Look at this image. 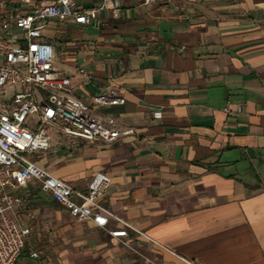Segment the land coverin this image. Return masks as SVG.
Here are the masks:
<instances>
[{
  "label": "crops",
  "instance_id": "1",
  "mask_svg": "<svg viewBox=\"0 0 264 264\" xmlns=\"http://www.w3.org/2000/svg\"><path fill=\"white\" fill-rule=\"evenodd\" d=\"M119 2L118 19L46 33L74 98L121 91L123 104L94 108L121 136L49 127L50 149L31 158L82 193L108 174V224L77 221L29 181L10 214L30 230L17 264H264V0ZM120 229L129 235H109Z\"/></svg>",
  "mask_w": 264,
  "mask_h": 264
},
{
  "label": "built area",
  "instance_id": "2",
  "mask_svg": "<svg viewBox=\"0 0 264 264\" xmlns=\"http://www.w3.org/2000/svg\"><path fill=\"white\" fill-rule=\"evenodd\" d=\"M105 11L120 18L119 0H102L99 7L89 8L81 0H0V264H17L30 235V230L10 215L22 203L17 191L29 181H38L41 190L77 221H91L101 228L108 224L110 213L103 205L112 184L108 174L96 173L88 192L82 193L31 159L50 149L49 127L91 143L110 144L121 136L114 118L98 117L94 112V108L123 104L121 91L109 85L93 97L92 106L74 98L70 80L54 63L55 46L46 33L53 21L92 26ZM12 87H18L13 94ZM155 117L161 118V113H155ZM109 235L127 237L129 233L120 229L109 231ZM31 258L39 261L40 255L34 251Z\"/></svg>",
  "mask_w": 264,
  "mask_h": 264
},
{
  "label": "rangeland",
  "instance_id": "3",
  "mask_svg": "<svg viewBox=\"0 0 264 264\" xmlns=\"http://www.w3.org/2000/svg\"><path fill=\"white\" fill-rule=\"evenodd\" d=\"M58 55V54H57ZM18 90V87H12L10 88V93L13 94L14 92H16Z\"/></svg>",
  "mask_w": 264,
  "mask_h": 264
}]
</instances>
